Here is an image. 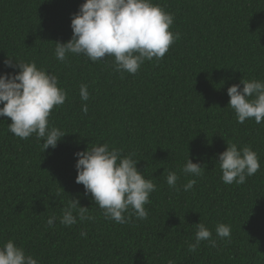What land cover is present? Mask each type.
Wrapping results in <instances>:
<instances>
[{
	"label": "trees",
	"instance_id": "obj_1",
	"mask_svg": "<svg viewBox=\"0 0 264 264\" xmlns=\"http://www.w3.org/2000/svg\"><path fill=\"white\" fill-rule=\"evenodd\" d=\"M84 2L0 0V74L19 71L5 65L9 57L34 60L68 93L49 118L66 133L54 149L44 152L35 134L15 136L11 119L0 117V246L14 240L39 264H264V123L241 124L228 107L229 87L264 80V0H153L174 14L171 30L180 39L136 74L114 71V57L55 58L56 42L71 40L73 14ZM81 84L90 93L86 102ZM227 142L251 146L259 156V171L244 184L221 179L218 160ZM104 143L135 153L138 170L156 184L147 219H106L76 182L75 154ZM188 158L204 167L203 175L181 171ZM170 171L180 176V191L168 186ZM189 179L196 183L184 191ZM72 198L93 219L61 224ZM200 222L217 246L202 241L189 252ZM220 223L231 226L230 238L216 235Z\"/></svg>",
	"mask_w": 264,
	"mask_h": 264
},
{
	"label": "clouds",
	"instance_id": "obj_2",
	"mask_svg": "<svg viewBox=\"0 0 264 264\" xmlns=\"http://www.w3.org/2000/svg\"><path fill=\"white\" fill-rule=\"evenodd\" d=\"M174 20L173 13L153 0H86L78 13L73 14L71 40L56 42L54 55L61 62L66 61L69 54H82L92 62L114 57V71L136 74L145 61L162 59L180 39V33L171 30ZM5 65L19 71L0 74V117L11 119L8 130L15 136L28 139L35 134L37 139L43 140L44 152L49 147L56 148L66 133L52 126L49 118L52 110L67 100L66 89L60 86L56 75L38 67L34 60L18 62L9 57ZM240 84H243L242 89ZM240 84L228 88V107L234 110L241 124L247 119L264 123V80L242 79ZM79 92L82 101L89 100L87 84H81ZM82 112L85 115L88 112L86 103L82 104ZM227 144V149L219 154L221 179L225 184H244L259 171V156L251 146ZM75 155L78 157L76 182L84 185L106 219L119 224L128 223L133 214L137 219H147L145 205L150 203L157 186L138 170L135 153L125 156L121 150L104 143ZM203 169L188 158L181 171L186 176H201ZM179 179L175 171H170L166 178L168 186L176 191L181 190L177 186ZM195 183L194 179H189L182 188L189 191ZM88 211L78 199L72 198L63 207L60 223L72 226L77 223V216L80 221L91 220L93 217ZM56 219L49 217L48 226H54ZM195 227V242L189 244V252H195L202 241H207L211 247L217 246V241L211 239L212 231L203 222ZM215 232L221 239L230 238L231 226L220 223ZM81 235L86 237L87 233L82 231ZM0 264H39V261L14 240H8L0 246ZM168 264L176 262L169 259Z\"/></svg>",
	"mask_w": 264,
	"mask_h": 264
}]
</instances>
